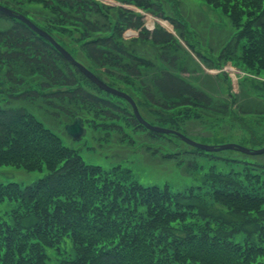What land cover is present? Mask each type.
Wrapping results in <instances>:
<instances>
[{
	"label": "trees",
	"instance_id": "obj_1",
	"mask_svg": "<svg viewBox=\"0 0 264 264\" xmlns=\"http://www.w3.org/2000/svg\"><path fill=\"white\" fill-rule=\"evenodd\" d=\"M42 1L53 10L59 25L74 23L79 52L95 72L114 82L124 77L139 82L137 98L147 108L161 115L198 108L219 118L264 114V102L257 110L244 109L237 103L238 96L231 94L221 105L213 106L207 94L176 74L178 69L173 71L175 55L160 53L165 68L145 80L143 68L153 64L127 49L121 39L123 30H139L138 38L154 48L165 49L177 41L158 25L152 31L141 28V16L134 11L116 7L112 23L108 14H101L100 20L92 18L91 12L98 15L103 9L96 0ZM119 1L170 20L162 0ZM4 5L58 41L32 16H26L14 0H4ZM258 7L249 17L250 22L254 19L250 34L237 31L223 47V54L232 45L228 55L241 51L244 68L252 76H258L254 63L264 66V6ZM0 18L10 22L0 27V77L6 92L4 106L0 104V162L29 171L47 165L46 173L26 186L0 183V264H264V165L242 154L245 170H232L223 177L213 175L201 180L197 189L191 186L172 192L142 185L122 164L106 169L83 161L75 150L62 148L55 136L31 119L24 106L12 104L40 99L47 106L44 112L50 110L54 116L60 115L58 119L67 120L78 115L85 125L82 111L97 107L112 122L125 119L133 127L147 130L120 98H104L79 85V70L45 38L18 20L2 13ZM174 29L179 30L175 23ZM178 34L182 36V32ZM242 40L248 46L241 49L237 46L243 45ZM139 112L152 125L167 124ZM180 126L168 124L171 129ZM147 132L152 137L166 136ZM47 140L53 141L50 146L41 143ZM176 149L179 156H196L192 150L197 149ZM232 162L236 165L237 159ZM195 169L190 163L181 168L185 176ZM202 187L209 191L203 193ZM204 194L205 199L200 197ZM209 207L223 211V218L211 217Z\"/></svg>",
	"mask_w": 264,
	"mask_h": 264
},
{
	"label": "rangeland",
	"instance_id": "obj_2",
	"mask_svg": "<svg viewBox=\"0 0 264 264\" xmlns=\"http://www.w3.org/2000/svg\"><path fill=\"white\" fill-rule=\"evenodd\" d=\"M14 1L20 5L26 16H32L39 26L46 27L51 31L52 35L58 38L57 43L62 44L61 46L71 57L87 71L95 76L98 75L97 77L109 84L115 83L113 88L128 94L137 110L140 109L142 113L144 111L143 114L148 119H160L167 123L162 124L161 127L169 128L170 122L178 124V126L181 124L179 130L173 129L185 133L184 135L200 145H212L211 147L216 149L223 145L234 144L252 149L264 147V117L239 118L233 115L219 118L209 110L198 108L188 111L183 109L161 115L147 108L137 98L138 87H140L138 81L124 77L120 81L114 82L115 79L101 76L86 63L85 58L79 52V44L75 36L77 30H75L72 21L59 25L60 22L54 18L53 10L47 8L42 0ZM96 1L101 4L103 9L99 11L98 15H94L95 11L91 12L92 18L96 17L100 20L102 19L101 14L104 13L108 16L111 15L110 19L114 23V20L116 21L115 10L121 2L119 0ZM260 1L162 0L164 13L170 20H165L153 13L140 11L142 27L151 30L154 25H158L174 35L177 41L175 44L165 49L154 48L149 45L148 41L140 40L138 30L133 28L123 31L121 39L124 40L130 52L153 64V68H143L142 75L145 80H148L158 69L165 68V65L159 60L160 53L164 52L168 56H176L177 66L173 71L176 72L178 69L179 72L176 74L186 79L196 89L207 94L212 99L213 106L221 105L228 94L236 93L237 103L240 107L257 110L264 102V66L258 67L254 63L253 68L258 72V76L252 77L244 68L242 62L246 61L242 57V52H237L234 56L228 55V51L233 48L232 45L229 47L230 50L223 54V47L228 44L227 42L237 31H244L245 36L250 34L253 30L254 19L250 22L249 17L255 9H259L258 6H264V3ZM0 3L4 4V0H0ZM242 4L247 7H239ZM110 5L114 6L106 9ZM9 23L8 20L0 18L1 28L7 27ZM174 23L179 30L174 29ZM178 32H182V36H179ZM241 43L243 45H238V48L242 49V47L248 46L245 40H242ZM77 78L79 85L86 90L104 98L118 100L117 97L94 87L82 72L77 74ZM1 81L3 80L0 77V104L6 100L5 86L1 84ZM121 102L129 106L132 111L126 99H121ZM12 105L24 106L31 114V119L39 123L43 130H48L51 135L55 136L62 148L67 151L75 150L83 161L106 169L117 163L122 164L123 168L129 170V176L137 178L144 186H156L160 189L167 188L172 192H182L191 186L199 188V182L204 181V178H210L213 175L223 177V173L227 174L232 170H245L243 158L240 156L242 153L236 152L238 150L235 148L227 151L206 152L207 150H205L201 152L195 150V152L173 135L152 137L138 126L133 127L130 121L124 122L125 119L112 122L97 107H88L89 110L82 111L86 120V125H84L86 133L80 140L74 141L67 137L63 131V126L70 123L71 118L69 120L58 119L60 115L54 116L50 110H47V113L44 112L43 109L47 106L42 100H28ZM52 142L47 140L41 143L44 146H50ZM177 146L181 151H194L196 156L188 154L179 156L180 152H177ZM28 147L30 148L31 144H28ZM257 157L255 156L257 161L253 159L254 162L264 165V154ZM235 159H237L236 165L232 162ZM182 162H184L183 165ZM185 163L197 166L190 176H185L181 170ZM46 166V164L45 167L42 166L41 170L30 169L29 171L18 164L0 162V183L13 182L26 186L46 173ZM193 175L194 177H192ZM200 191L204 193L209 189L206 190L202 187ZM200 197L205 199L207 196L204 194ZM207 202L211 203L212 200L208 201L207 199ZM209 208L207 209L211 217L220 216L223 218V211L219 212L215 208ZM236 237L241 238V235ZM262 260L264 261V256Z\"/></svg>",
	"mask_w": 264,
	"mask_h": 264
},
{
	"label": "water",
	"instance_id": "obj_3",
	"mask_svg": "<svg viewBox=\"0 0 264 264\" xmlns=\"http://www.w3.org/2000/svg\"><path fill=\"white\" fill-rule=\"evenodd\" d=\"M0 12L3 13V14H5V15H8V16H10L12 18H16V19L24 22L31 29H33L35 32H37L41 36L45 37L48 41H50L57 48V50L60 52V54L66 60H68L71 64H73L75 67H77L80 70V72H82L91 82H93L94 84H96L100 89H102V90H104V91H106V92H108V93H110L112 95H115L117 97H121L123 99H126L129 102V104L131 105L132 110H133V113H134L135 117L137 118V120L139 121V123L142 124L148 130L155 131V132H160V133L176 134L184 142H186V143H188V144H190L192 146L198 147L200 149L207 150V151L235 148L238 151H241L243 153H248V154H262V153H264V148L250 152L247 149H244V148L239 147V146H234V145H223V146H220L218 149H215L214 147H211V146L200 145L198 143H195L193 141H190L186 137H184V136H182V135H180L178 133H175V131L168 130V129H163L161 127L152 126V125L148 124L146 121H144L140 117V115H139V113L137 111V108H136L135 104L133 103V101L130 99L129 96H127L123 92H120V91H118V90H116L114 88H111V87L105 85L103 82H101L100 80H98L92 73H90L89 71H87L80 63L76 62L69 55L68 52H66L59 45H57L46 33H44L43 31H41L40 29H38L34 24H32L24 16L19 15V14H15L11 10H9V9L1 6V5H0ZM64 130H65V133L68 136H70L72 138H76V139L79 138V137H81V136H83L84 133H85V130L81 126V119L80 118H75L74 121L71 124L65 125Z\"/></svg>",
	"mask_w": 264,
	"mask_h": 264
}]
</instances>
